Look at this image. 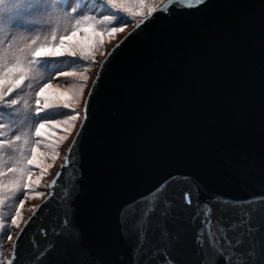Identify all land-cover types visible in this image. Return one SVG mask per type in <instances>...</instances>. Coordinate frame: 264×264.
Instances as JSON below:
<instances>
[{
	"label": "water",
	"instance_id": "obj_1",
	"mask_svg": "<svg viewBox=\"0 0 264 264\" xmlns=\"http://www.w3.org/2000/svg\"><path fill=\"white\" fill-rule=\"evenodd\" d=\"M136 24L101 59L84 96L75 163L23 231L16 264H163L154 249L163 252L164 228L180 236L172 252L179 264H203L199 222L190 219L197 194L201 204L264 198V0H205L191 9L186 2ZM166 181L178 219L161 216L158 205L153 243L134 256L137 221ZM184 191L192 207L182 204ZM245 210L260 243L243 235L245 255H228L232 264H264V203ZM232 211L225 215L237 223L240 210ZM244 232L235 227L230 236Z\"/></svg>",
	"mask_w": 264,
	"mask_h": 264
},
{
	"label": "snow or ice",
	"instance_id": "obj_2",
	"mask_svg": "<svg viewBox=\"0 0 264 264\" xmlns=\"http://www.w3.org/2000/svg\"><path fill=\"white\" fill-rule=\"evenodd\" d=\"M102 2L105 6L102 11L106 10L110 14L78 15L86 9L83 5L75 6V0H0V101H3V104L0 105V113L7 112L9 115H16L11 113V109L18 105V100L12 99L11 96L26 80L37 82L44 80L45 73L49 72L46 58L64 57L66 55L75 58L79 54L80 57L86 60L89 55L93 54L100 37L103 35L111 36L117 31H121L123 26H126L127 21L122 24L121 12L129 10L124 6L123 0H102ZM186 2L188 8L191 9L193 5H203L205 0H155V6H153V3L137 0L140 11L132 14L144 16V19L139 20L135 28L138 29L154 13H167L169 12V6L176 4L183 6ZM89 11H95V9ZM47 24L53 25L49 36L41 39L38 36L30 37L27 35L33 28ZM112 24H118L121 27L108 26ZM9 37L11 38L9 39ZM107 59L106 57V60L102 63H106ZM72 62L77 61L73 60ZM56 75L58 77L79 76L82 81L86 82L87 80L84 72H57ZM84 82L68 89V91H71V97L63 98L48 95L47 90L53 88V85L50 82L43 83L39 90L35 92L34 116L40 122L35 125L34 131L29 126L28 129L12 136L11 140L0 138V149L13 148L16 153L8 159H4L3 155L0 154V177L5 175L12 177L7 181L0 179V192L5 190L14 192L16 198L19 199L16 212L11 216V225L19 227L18 218L21 216V208L25 203V199H20L21 195L25 198L43 197L40 205L33 206L32 215L25 221L24 228H21L17 234V239L13 243L11 258L4 260L2 264H16V248L23 231L40 211L55 198L58 178L62 176L70 164L75 163L73 159L74 150L87 120V100L84 101L85 116L80 121V129L63 158L64 162L60 165V170L57 171L52 182L47 185L49 189L47 195L43 191L35 190L36 185L39 183V177L29 178L32 176L33 170L37 168L43 176L45 170L50 167V165L44 164L43 160L49 158V155L53 160L56 158V137L52 135V131H55L57 126H62L61 130L63 132H69L75 126L79 113L65 116L61 120L45 119L44 116L54 107L72 109L74 105L80 103L85 87ZM96 83H98V80L93 81L94 85ZM94 91L95 88L91 89L89 94L91 95ZM30 107L31 105L25 101L22 112L17 114L26 117L27 110ZM5 127H7L5 124L0 123V129ZM48 129H52V131H47ZM11 131H17V129L13 127ZM5 135V132L0 131V137ZM64 138L60 137V139ZM41 148L48 151L41 152L39 151ZM168 183L166 181L160 184L151 193L153 199L147 201V206L137 221L138 234L133 249L134 256L144 248L145 244L151 245L153 243L150 238V218L158 205H163V210L160 212L161 216L178 219L176 212L173 210L174 201L169 199L167 195H163ZM21 189H23V192H21ZM195 200V212L190 219L193 224L199 222V227L194 234V244L203 252V264H218L220 259L224 260V264H232V257L228 255L227 249H231L233 255L243 257L245 254L239 250V246L243 242V235H249L250 243L259 245V240H252L251 238L259 231L260 226L251 223V212L245 209L251 205L264 203V198L251 197L247 201H235L217 197L201 204L197 194ZM3 202L0 199V204H3ZM182 204L187 207L193 206L194 199L190 192L184 191L182 193ZM213 205L216 207L214 208ZM229 208L233 210L231 213L233 216H236L237 210H240L237 223L228 222V217L225 214ZM214 213H219V215H214ZM235 227L245 228V232L239 240H234L230 236V232ZM0 228H4L3 223H0ZM43 231L44 229H41V232ZM161 237L165 241V246H163V252L159 248L154 249L156 255L163 256V264H179L172 255L175 246L181 242L178 232L170 233L167 228H164ZM161 237H158V239ZM7 238L13 240L11 234ZM249 254H251L250 251Z\"/></svg>",
	"mask_w": 264,
	"mask_h": 264
},
{
	"label": "rangeland",
	"instance_id": "obj_3",
	"mask_svg": "<svg viewBox=\"0 0 264 264\" xmlns=\"http://www.w3.org/2000/svg\"><path fill=\"white\" fill-rule=\"evenodd\" d=\"M145 3H153L155 6V0H143ZM124 6L129 10L127 12H121V21L122 24L124 21H127L126 26L122 27L121 31H117L116 33L109 35H103L99 38V42L95 45V50L92 55H89L85 60L83 57H80L79 54L75 58L68 57L67 55L64 57H54V58H46L49 72L45 73V78L41 82L37 81H25L24 84L17 90H15L14 94L11 96L12 99L18 100V105L11 109V113L16 115H9L7 112L0 113V123L5 124L7 127L0 129L6 133L5 136L0 137L6 140H11L12 136L18 134L20 131L28 129L31 126L34 131L35 125L40 121L34 116L35 109V92L39 90V87L42 86L43 83H51L53 88L47 90V94L50 96H59V97H71V91H68L72 86L84 82L81 80L79 76H57V72H84L87 76V80L85 83V87L83 90V96L81 97V102L74 105L72 109H63L62 107L55 108L53 110H49L47 114L44 116L45 119H55L61 120L65 116L73 115L79 113L77 120L75 121V126L67 133L63 132L62 126H57L55 131L52 129H48L47 131H52V135L56 137L55 139V147H56V158L53 160L51 155L49 158L43 160V163L46 165H50L49 168L45 170V174L41 176L40 170L34 169L32 172V176L29 178L39 177V183L36 185L37 191H43L45 195H47V185L52 179L54 173L57 171L60 164L63 162V158L65 156V151L69 145L70 140L72 139L82 116V108L84 103L85 93L90 85V82L97 71L98 65L101 59L105 56L109 48L118 41L135 23L141 20L144 16L133 15V12L140 11L137 0H123ZM83 5L85 7V11L78 13V15H96V13H100L101 15L110 14L108 11L103 10L104 4L102 0H75V6ZM90 9H95V11H89ZM146 14V9H145ZM109 27H118L121 25L112 24L108 25ZM53 25H40L33 28L30 32L27 33L28 36H38L43 39L45 36H49L51 34ZM11 37H9L10 39ZM75 60L77 62L73 63ZM31 85V86H30ZM25 101L29 105L30 108L27 110V116L17 114L21 113ZM3 104V101H0V105ZM15 121V123H13ZM22 122V123H21ZM15 127L17 131H11V128ZM60 137H65L64 139H60ZM35 140V138H33ZM39 151L45 152L48 151L44 148H41ZM0 154L3 155L4 159H8L9 157L15 155V150L13 148H3L0 149ZM11 166V165H9ZM5 181L12 179L11 176L5 175L4 177H0ZM23 192V189H21ZM0 199L4 202L0 204V223H3L4 228H0V264L4 260L9 259L12 242L13 240H9L7 237L9 234L12 235L13 239L18 231V228L22 225L25 219L32 212L33 206L37 205L43 197L38 198H25L23 195L20 196V199H25V203L21 208V216L18 218L19 227L11 225V216L16 212V206L19 204V199L16 198V194L14 192H9L5 190L4 192H0Z\"/></svg>",
	"mask_w": 264,
	"mask_h": 264
}]
</instances>
